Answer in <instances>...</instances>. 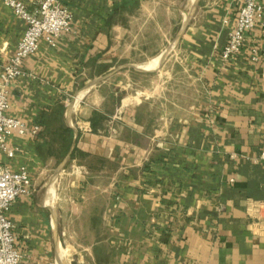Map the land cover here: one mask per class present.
<instances>
[{
  "label": "crops",
  "instance_id": "crops-1",
  "mask_svg": "<svg viewBox=\"0 0 264 264\" xmlns=\"http://www.w3.org/2000/svg\"><path fill=\"white\" fill-rule=\"evenodd\" d=\"M154 1L64 0L72 30L9 88L29 128L0 155L32 177L9 215L24 264H264V16L227 62L240 0H198L154 58L133 32L160 25ZM26 29L0 0V81ZM151 73L167 81L119 102L115 77Z\"/></svg>",
  "mask_w": 264,
  "mask_h": 264
},
{
  "label": "built area",
  "instance_id": "built-area-1",
  "mask_svg": "<svg viewBox=\"0 0 264 264\" xmlns=\"http://www.w3.org/2000/svg\"><path fill=\"white\" fill-rule=\"evenodd\" d=\"M63 1L36 0V9L31 12L24 0H3L5 6L14 11L27 26L16 54L4 67L0 81V155L5 154L9 159L15 157V151L9 148L8 137L13 132L23 135L29 130L21 121L7 114L10 108L9 88L18 77L24 75L25 60L38 53L43 41L55 47L59 37L72 30L73 15ZM263 16L264 0H240L236 27L229 34V42L222 52L224 61H231L242 52L249 33ZM252 60L259 61L255 49L252 51ZM33 130L38 132L39 127ZM31 187L32 177L27 169L14 171L4 166L0 159V264H24L9 215L20 197L31 195Z\"/></svg>",
  "mask_w": 264,
  "mask_h": 264
},
{
  "label": "rangeland",
  "instance_id": "rangeland-1",
  "mask_svg": "<svg viewBox=\"0 0 264 264\" xmlns=\"http://www.w3.org/2000/svg\"><path fill=\"white\" fill-rule=\"evenodd\" d=\"M197 1L198 0H155L153 2V6L158 4V7H160L157 11V19L160 25L153 24L147 27H133V32H139L141 29H143L141 33L147 43L145 52L148 55H153L155 56L154 58H158L162 52H165L164 57L166 59L168 55V43H172V40L179 34L183 25L182 21L186 22L194 14ZM149 60L152 59H133V61L137 62L138 64L144 62L143 64L139 65L141 67H146V63L149 62ZM160 60L161 59H159V61ZM159 61L156 63L158 64ZM156 63L153 65H157ZM134 77V81L132 84H130L129 88H126V91L123 90V88L126 87V78L124 76H117L111 81V89H113V92L118 95V100L120 103L123 98H126L127 94L132 96L139 92L141 96L142 94L144 96L151 95L150 91L153 83H157L161 80L167 81V79H160L157 73H151L147 75L136 74ZM116 85H119V87L115 88ZM109 91L110 90L107 92Z\"/></svg>",
  "mask_w": 264,
  "mask_h": 264
},
{
  "label": "trees",
  "instance_id": "trees-1",
  "mask_svg": "<svg viewBox=\"0 0 264 264\" xmlns=\"http://www.w3.org/2000/svg\"><path fill=\"white\" fill-rule=\"evenodd\" d=\"M64 132L67 136V139H65V148H66V151H68L69 148L71 147V143H72V140H69L68 136H70V138L73 137V131L71 129H69L68 127H66Z\"/></svg>",
  "mask_w": 264,
  "mask_h": 264
},
{
  "label": "bare ground",
  "instance_id": "bare-ground-1",
  "mask_svg": "<svg viewBox=\"0 0 264 264\" xmlns=\"http://www.w3.org/2000/svg\"><path fill=\"white\" fill-rule=\"evenodd\" d=\"M152 63V62H151ZM152 65H148L147 67H151Z\"/></svg>",
  "mask_w": 264,
  "mask_h": 264
}]
</instances>
